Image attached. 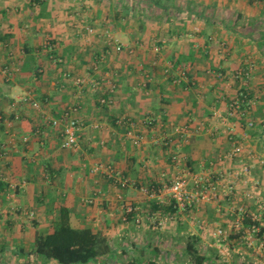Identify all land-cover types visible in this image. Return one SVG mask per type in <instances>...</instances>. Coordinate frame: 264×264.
<instances>
[{
	"label": "crops",
	"instance_id": "crops-1",
	"mask_svg": "<svg viewBox=\"0 0 264 264\" xmlns=\"http://www.w3.org/2000/svg\"><path fill=\"white\" fill-rule=\"evenodd\" d=\"M243 89L256 103L232 116ZM27 93L43 112L16 102ZM72 105L84 123L78 151L62 148L60 129L46 119ZM235 143L245 146L235 162H220ZM263 143L264 0H0V264H59L32 251L62 207L74 228L107 237L111 251L98 264H185L164 261L168 249L153 237L189 234L205 244L230 225L245 192L264 198L263 168L247 182L227 175ZM100 163L114 173L95 171ZM217 168L233 194L171 212L170 176L186 173L194 190L196 176L218 179ZM156 217L176 224L157 229Z\"/></svg>",
	"mask_w": 264,
	"mask_h": 264
},
{
	"label": "built area",
	"instance_id": "built-area-1",
	"mask_svg": "<svg viewBox=\"0 0 264 264\" xmlns=\"http://www.w3.org/2000/svg\"><path fill=\"white\" fill-rule=\"evenodd\" d=\"M90 33H95V30L91 27L88 28ZM107 36L110 40H115L114 36L111 32L107 31ZM116 50L122 51L123 45L116 41ZM56 62H62V58L54 59ZM181 71V77L187 76L185 70ZM252 72L248 71L245 73V80H249ZM241 75V73H240ZM66 77H69L68 74H65ZM247 78V79H246ZM68 79V78H66ZM85 83V78L78 77L75 79V84L78 86H82ZM94 88L98 89L99 82H93ZM115 83L112 84L111 89L114 90ZM246 96V94H244ZM16 102L30 104L33 108L44 111L42 108V104L39 100L35 99L34 95L31 93L23 94L21 96L15 97ZM242 101V100H241ZM239 97L238 99L231 103L230 107V115L236 116L238 114L246 115L248 112L242 110V103ZM243 100L242 102H244ZM111 102H113L111 100ZM79 108L77 105L69 106L63 113V116L60 118H56L54 116H46V119L54 128H58L61 131L62 135V148L72 151H78L81 148V131L84 128L83 121L75 114H77ZM216 117L221 118L222 115L216 113ZM99 127V125H97ZM257 127V123L254 120H249L248 128L254 129ZM187 131V129H183ZM41 130H37L36 133H40ZM185 134V133H184ZM25 142L28 141V137H25ZM141 141V137L138 136L135 139V143L139 144ZM245 149L243 144L235 143L233 147L226 152L222 158H220V162H235V158L242 153ZM248 157L250 162L243 161L241 167L239 169H233L232 172L227 171V175L231 179L241 178L246 182L251 179L253 170L256 166H259L264 169V143L262 144L261 151H258L255 148L248 150ZM180 157L175 156V159L179 160ZM228 167L223 168L226 170ZM114 168L110 165L106 166L104 163H100L95 166V171H108L112 174L114 173ZM222 170V168H217V176L218 179H205L204 177L196 176L195 178V189L190 190L189 181L186 173L178 174L172 180V183L167 188L169 193L177 202L179 208H186L187 205H201L205 202L210 201H218L221 195L228 196L229 194H233L236 191L234 185L229 182L225 183L226 172ZM121 182L123 185H128L130 183V179L127 177H122ZM258 184V182H256ZM142 191L150 196L155 195V191H152L149 187L144 186ZM246 200H253L255 206L253 208H249L248 206H232L229 211L233 216V220L230 225L227 227L217 226L212 235L218 240L219 243L229 241L233 233H237L239 235V239L243 242L250 250L254 251L260 259V263L264 264V198L261 197L256 189L249 190L244 194ZM129 211H135L133 207H129ZM157 219V217H156ZM170 217L158 218L155 220L159 227H164L166 223L170 220ZM137 222H140V218H136ZM249 220L247 224L246 221ZM37 264V263H36ZM188 264V263H185Z\"/></svg>",
	"mask_w": 264,
	"mask_h": 264
},
{
	"label": "trees",
	"instance_id": "trees-1",
	"mask_svg": "<svg viewBox=\"0 0 264 264\" xmlns=\"http://www.w3.org/2000/svg\"><path fill=\"white\" fill-rule=\"evenodd\" d=\"M53 59H56V57ZM246 72L247 71L244 73ZM186 75H188V71H186ZM244 94H246V96H244ZM238 97L240 101L245 100L244 102L241 101L242 110L246 112L251 111L253 102L255 101L256 103V100H252V95H249L247 91L243 89L232 99L231 103L235 102ZM172 200L174 203H172L171 212H175L178 209L176 207L177 202L174 199ZM246 223L248 224L249 220H247ZM232 237L239 239L237 233ZM199 242V237L189 235L184 251L194 259L192 261L194 264H207L211 258L204 255L199 250ZM110 251V242L102 232L95 231L91 227L74 228L70 223L69 209L67 207H62L59 217L55 222L54 230L48 234L37 235L32 253L46 261L55 260L59 264H88L91 261L100 259L110 253ZM149 264L158 263L155 260L151 261Z\"/></svg>",
	"mask_w": 264,
	"mask_h": 264
},
{
	"label": "rangeland",
	"instance_id": "rangeland-1",
	"mask_svg": "<svg viewBox=\"0 0 264 264\" xmlns=\"http://www.w3.org/2000/svg\"><path fill=\"white\" fill-rule=\"evenodd\" d=\"M186 71V70H185ZM181 73V71H180ZM235 76V75H233ZM236 77V76H235ZM234 77V78H235ZM237 78V77H236ZM21 96V95H20ZM219 114V113H218ZM215 118L216 114H215ZM210 174V172H209ZM207 174V177H210V175ZM174 177L170 176V180H173ZM169 179V178H168ZM189 181V180H188ZM191 190V187H190ZM156 193V192H155ZM158 194V192H157ZM221 197H224V195H221ZM169 198V196H168ZM242 200L239 198L238 201ZM243 202V201H242ZM253 200H244V204L246 206L252 207ZM250 204V205H249ZM172 223V222H171ZM167 223L166 226L168 225L169 227L166 230L171 229L172 227L174 228L176 222L173 220V223ZM153 226H157V229H160L161 227H158L157 223H153ZM191 227V226H190ZM209 227V226H208ZM162 229V228H161ZM189 229V228H187ZM156 230V229H155ZM162 236V235H161ZM189 234H185L184 236L180 237H175V238H168L167 236H164L162 238H158V236L155 235L152 239V244L156 245L160 240H163L164 247L168 249L163 256L164 261H167L168 263L170 261H177V262H184L186 263L187 261H191L189 263H192L194 259L187 253L183 252L184 248L187 245ZM210 234L207 235V243L201 244L199 243V250L207 255L208 257H212V261L209 264H261L259 256L252 250H250L243 242H241L240 239L236 238H230L231 240L222 242V246L217 245L219 242L216 243V240L213 239ZM217 245V246H216ZM175 249L176 251L174 252L173 250ZM188 263V264H189ZM81 264V263H78ZM88 264H98L97 260L91 261ZM194 264V263H193Z\"/></svg>",
	"mask_w": 264,
	"mask_h": 264
}]
</instances>
